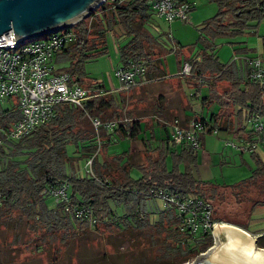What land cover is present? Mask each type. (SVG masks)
Listing matches in <instances>:
<instances>
[{
    "label": "trees",
    "instance_id": "trees-1",
    "mask_svg": "<svg viewBox=\"0 0 264 264\" xmlns=\"http://www.w3.org/2000/svg\"><path fill=\"white\" fill-rule=\"evenodd\" d=\"M208 1L216 5L217 11L204 22L192 46L198 47V54L185 59L191 70L184 78L194 90L200 91L206 86L209 96L201 97V103L216 102L219 111L210 115L209 121L202 117L190 120L186 127L179 124L187 130L192 122L201 124L198 148L188 142L175 148L171 124L178 121L174 119L168 124V132L163 128L165 138L159 139L160 144L140 152L137 162L125 161V156L130 157L125 152L111 158L105 156L110 142L138 139L141 121L130 119L129 113L127 119L119 121L124 101L121 93L108 91L98 82L90 81L85 74V62L104 54L106 38L112 35L118 42L121 65L117 69H126L134 63L142 66L137 76L145 74L144 81H159L166 76L163 54L177 50L176 45L168 42L167 33L154 35L147 29L155 16L148 0H106L88 17L67 29L75 36L55 53L52 60L59 64V67L55 65L59 72L68 74L71 84L90 90V97L81 107L57 105L53 116L46 122L34 127L26 136L14 139L6 133L18 118V111L8 102L0 104V218L11 219L15 212L22 213L34 232L63 231L64 235L72 233L76 225L82 223L91 228L101 223L110 228L130 229L126 233L154 225L168 233L165 246L172 262L183 263L210 247L212 235L210 232L189 233L183 228L173 206L156 212L154 201L158 191L194 195L207 201L212 207V218L211 198L220 197L222 193L218 187L230 195H238L249 186H257L256 196L263 195L264 163L255 158L259 157L255 152L249 153L256 167L247 179L233 186H218L199 180L193 174L201 132L241 131L249 140L256 135L257 138L251 141L259 143L264 131V128L262 131L253 128L258 123V116L264 121V85L250 79L248 70L241 74L231 64L221 63L215 44L217 39L244 32L249 24L263 17L264 0ZM182 2L189 5L190 12L189 2L178 3ZM117 27L123 33L115 34ZM134 81L136 85L132 86L135 87L137 83ZM223 82L227 87L219 93L216 87ZM232 115L240 122L235 131ZM93 119L100 122L96 129L92 126ZM87 122L93 129L86 126ZM109 122L114 125L105 127L104 124ZM69 144L74 147L70 154L67 151ZM132 169L138 171L137 178L130 175ZM61 184L66 187L65 199L56 201L49 192ZM48 196L54 199L53 207H47L45 203ZM75 211H80L78 217ZM158 213V222L150 223L149 216L155 217ZM257 246L261 247L258 241Z\"/></svg>",
    "mask_w": 264,
    "mask_h": 264
},
{
    "label": "rangeland",
    "instance_id": "rangeland-1",
    "mask_svg": "<svg viewBox=\"0 0 264 264\" xmlns=\"http://www.w3.org/2000/svg\"><path fill=\"white\" fill-rule=\"evenodd\" d=\"M152 20L157 24L159 30L169 33L170 37L174 39V45L177 49L181 47V50H189L198 39L197 28H194V23L191 21H188V23L173 21L168 25V23L166 24L155 17ZM117 28L118 34L123 33L120 28ZM147 29L153 32L151 25L147 26ZM226 41L228 40H221L217 49L218 59L221 63L225 62L222 61L225 56L230 55ZM117 43L112 35H108L106 38V52L85 62V74L90 81L99 82L105 89L121 93L124 101L119 121L127 119V113L130 114V119L145 120L153 114L154 105H159V101L155 97L158 84L147 83V85L132 87L128 92L118 91L120 85L113 76L118 68L119 60ZM162 60L168 76H176L178 65L174 52H166ZM55 65L59 67L58 63ZM218 86L221 90H224L227 84L220 83ZM164 88L165 85L162 86L161 90H164ZM182 90L186 100V114L190 117H203L201 97L209 96L208 88L206 86L201 87L199 93L197 90L188 88L182 80ZM192 94H195V96ZM172 103H177L176 99ZM218 108L216 102L204 105V117L208 116V111L214 112ZM86 126L91 127L88 122ZM91 129L93 128L91 127ZM158 135L165 136V133L160 130ZM120 142L122 140L110 142L108 145V148H110L109 153H123L127 148V142H124V146H121ZM239 143L237 138L224 131L205 135L204 149L198 150L197 161L193 164L195 177L218 186H233L247 179L250 170L255 167L253 156L250 153H259L261 157H264V148L256 143L252 151L247 148V150L240 151L230 145L240 147ZM67 151L70 154L71 144L67 146ZM130 175L137 178L139 173L136 169H132ZM257 188V186H249L238 195H230L227 190L218 187V190L222 192L221 196L211 198V203L214 208V222L220 223L219 225L231 224L243 227L252 234L261 233L257 241L259 246L264 248V201L259 203V201L264 200V192L261 193L263 195L260 197L256 196V193H258ZM165 194L173 193L165 192ZM189 197L196 196L190 195ZM162 200L164 201L163 196ZM45 203L47 207H53V197L48 196ZM164 208H166V204L162 202L161 209ZM157 215L159 214H156L155 217L154 215L149 216L150 223L154 222L155 224L158 222ZM10 218H0V264H186L198 258L201 254L183 263H173L165 246L169 240L168 233L166 230L156 229L154 225L140 231L133 230L134 233H126L130 229L120 230L113 226L110 228L101 223L91 228L82 223V225H76L72 233L67 232V235H70L67 237L66 234H63V231L50 233L46 230H39L34 232L26 224L25 215L22 213L15 212L13 217ZM164 226H167V223H164ZM183 228L187 229L185 225ZM212 232L211 230V235ZM213 239L212 236V241Z\"/></svg>",
    "mask_w": 264,
    "mask_h": 264
},
{
    "label": "built area",
    "instance_id": "built-area-1",
    "mask_svg": "<svg viewBox=\"0 0 264 264\" xmlns=\"http://www.w3.org/2000/svg\"><path fill=\"white\" fill-rule=\"evenodd\" d=\"M148 4L151 13L166 22L188 19L189 5L187 3H178L176 0H148ZM73 36H75L73 31L60 30L26 42H17L16 45L11 31L0 36V104L8 102L18 111V118L10 126L6 136L20 139L34 127L51 118L57 105L70 104L81 107L84 100L90 97L88 90L85 91L71 84L68 74L59 72L52 62L55 53ZM246 63L249 78L260 82L263 86L264 61L248 59ZM190 70V64L184 62L180 74L187 76ZM141 71L142 66L134 63L126 69H117L115 77L120 82V90H126L135 85V76ZM113 125L111 122L104 124L105 127ZM92 126L96 129L100 126V122L93 119ZM171 126H173L171 137L175 145L188 142L193 148H198V132L202 129L199 122H192L189 130L181 128L176 121H173ZM253 128L255 131H262L264 124L258 119V123L253 125ZM230 145L241 151L247 149L251 151L254 146L250 143L240 147ZM65 189V184H61L49 194L53 195L56 201L65 199ZM156 196L166 206L176 208L177 217L182 226L185 225L187 227L185 230L191 234L211 232L218 224L212 218V207L207 201L178 193L165 194L162 191H159ZM75 215L78 217L80 211H75Z\"/></svg>",
    "mask_w": 264,
    "mask_h": 264
},
{
    "label": "crops",
    "instance_id": "crops-1",
    "mask_svg": "<svg viewBox=\"0 0 264 264\" xmlns=\"http://www.w3.org/2000/svg\"><path fill=\"white\" fill-rule=\"evenodd\" d=\"M176 1H178V2L188 1L189 2V4L191 5V11L188 14V19L186 21H181V22L188 23V21H191L192 23H194V28L195 27L197 28L198 34H200V29L202 28L205 20L210 18V17H213L216 13L217 7H215L214 4L207 2L206 0H176ZM154 17L162 20L164 23L167 24V22H165V20H163L162 18H159L156 16H154ZM176 21H180V20H176ZM171 23L169 22L168 25ZM150 25H151V28L153 31L152 33H154V35L165 33L162 30L158 29L157 24L154 22V20H152V18L150 20ZM249 25L250 26L248 27V29H246L242 33L237 32L236 34H234L230 37L220 38V39H217L215 41L216 47L218 49L219 43L221 42V40H223V39L228 40V41H226L227 42L226 44L229 46L230 55L225 56V58H223L222 61L223 62L225 61L224 63H228V64H231L232 66H234L236 68V70L241 74H243V72H247V70L249 71L247 63H246V61L248 59H259L261 61H264V16L261 17L259 20L253 21ZM117 29H119V28H117ZM116 33H117V31L115 29V34ZM167 35L169 37L168 42H170V44L174 45L175 44L174 39L170 37L169 33H167ZM113 38L115 39V36H113ZM115 42H117V41L115 40ZM161 42H163V41H161ZM116 48H117V45H116ZM180 48H178L176 50V52L174 53V55L176 56V62L178 65V73L176 76H168V74L165 70V73H166L165 78L163 80H159V81H157V80L144 81L146 78L145 74L142 76H136L135 77V80L137 83V86H135V87H138L140 85L143 86L145 84L147 85V83L158 84L157 85L158 89H156L157 95L155 97H157V99L159 101V105H157V104L154 105L155 110L149 118H147L145 120L139 119L141 121V132L138 136V139H136V140H122V142L119 143L121 146H124L125 145L124 142H127V148L123 151L130 156V157L125 156L123 158L127 162H131V163L137 162L138 161V154L140 152H143L144 149H151V148L159 145L160 144L159 139H164L165 137L158 135V131L160 132V130H163V128H164V130H166L168 132V126L171 124V122L174 119H176L180 125L186 127L190 120L202 118V117H196V116L190 117L185 112L186 100H185V96H184L183 90H182V80H184L186 85H187V81L185 80L184 77H182L180 75V70H179L181 68V65L184 62H186L185 59L198 54L197 53L198 47L194 46V47L189 48V50H186V49L181 50ZM169 53H172V52H169ZM164 54L162 57H164ZM217 56H218V51H217ZM219 61H220V59H219ZM120 65H121L120 61L118 60V66H120ZM113 76H114V73H113ZM114 78H116V77L114 76ZM116 80L118 81V83L120 85L119 80L117 78H116ZM161 83H163V84H161ZM225 84H227V83H225ZM163 85H165V88H164V90H161ZM132 87H134V86H132ZM132 87L128 88V90L130 91L132 89ZM187 87L190 89H193L190 85H187ZM216 88H217V91L219 93L222 92V90L220 89L219 86ZM128 90L121 91V92H128ZM198 92L200 93V91H198ZM192 95L195 96V94H192ZM174 99H176V101H177V103H175V104L172 103V101ZM218 111L219 110L214 111V112L208 111L207 112L208 116L204 117V105L201 103V112H203V118H206L207 121H209L210 115H212V114L216 115ZM232 117H233V115L231 116V118ZM258 119L262 123L264 122L263 118H261L260 116H258ZM233 120H234V125H233ZM210 122L212 123V121H210ZM239 123L240 122H238V124ZM238 124H237V120L235 118H232V126L234 128V131H235V129H237L239 127ZM261 133H262V137L258 143V146L260 145L261 147L263 146V148H264V131ZM229 134H231L235 138H237L238 141L240 142L239 144L241 146L247 145L248 143H250L249 141L255 140L257 138L255 135L251 140L246 139L248 135L245 132H241V131L232 132ZM205 135H212V134H210L208 132L207 133L201 132L199 134L200 149H204V136ZM251 143L256 144L257 142L251 141ZM177 147H178V145L175 148H177ZM73 150H74V147L71 146V152L70 153H72ZM109 150H110V148H107V151H106L107 155L105 154V156L111 158V156L115 155V154L109 153ZM257 155L259 157H255V158L258 159L261 163H264V157H261L259 155V153ZM254 162H255V160H254ZM255 167H256V164H255ZM254 168H252L250 170V174ZM154 203L157 207L156 212H161L162 202L159 199H155ZM240 228L245 230L246 232H248L243 227H240ZM248 233L251 235H257L259 237L261 236L260 235L261 233L260 234H252L250 232H248Z\"/></svg>",
    "mask_w": 264,
    "mask_h": 264
},
{
    "label": "water",
    "instance_id": "water-1",
    "mask_svg": "<svg viewBox=\"0 0 264 264\" xmlns=\"http://www.w3.org/2000/svg\"><path fill=\"white\" fill-rule=\"evenodd\" d=\"M104 0H0V36L11 31L15 45L60 30H67ZM220 224V223H218ZM217 224V225H218ZM245 242V255L230 246L225 233L216 236L212 229L213 244L198 258L186 264H264V249L257 246V235H251L238 226L227 224ZM244 239V238H243Z\"/></svg>",
    "mask_w": 264,
    "mask_h": 264
},
{
    "label": "bare ground",
    "instance_id": "bare-ground-1",
    "mask_svg": "<svg viewBox=\"0 0 264 264\" xmlns=\"http://www.w3.org/2000/svg\"><path fill=\"white\" fill-rule=\"evenodd\" d=\"M216 236H219L222 233H225L226 236H228V240H229V244L230 246L240 250L244 255L245 253H247L245 251L246 247H245V242H252V238L251 237H243L240 238L239 236H237V234H235V232L233 231V228L227 224H221V225H216V227L214 228ZM214 233V234H215ZM261 258L264 259V256H260Z\"/></svg>",
    "mask_w": 264,
    "mask_h": 264
}]
</instances>
